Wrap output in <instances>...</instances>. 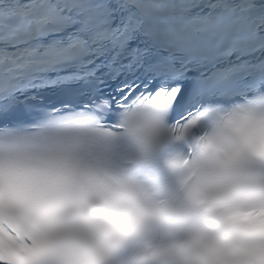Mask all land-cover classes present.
I'll use <instances>...</instances> for the list:
<instances>
[{"label":"snow or ice","instance_id":"snow-or-ice-1","mask_svg":"<svg viewBox=\"0 0 264 264\" xmlns=\"http://www.w3.org/2000/svg\"><path fill=\"white\" fill-rule=\"evenodd\" d=\"M0 264H264V0H0Z\"/></svg>","mask_w":264,"mask_h":264}]
</instances>
